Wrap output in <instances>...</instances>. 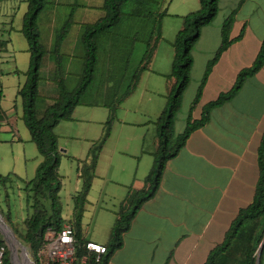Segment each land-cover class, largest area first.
<instances>
[{"label":"crops","instance_id":"obj_1","mask_svg":"<svg viewBox=\"0 0 264 264\" xmlns=\"http://www.w3.org/2000/svg\"><path fill=\"white\" fill-rule=\"evenodd\" d=\"M24 2L25 0H7L10 9L4 16L5 19L9 18L11 21ZM101 2L102 0H98L94 5V8L99 9L100 12L94 20H89L86 15L87 10L90 13L91 8L89 5L84 6L83 0L79 4L71 0L65 2V6H72L71 14L69 13L71 17L69 29L72 31L70 34L67 32L59 46L66 90L74 87L67 88L66 74H73L76 84L80 70L83 50L79 37L83 26L92 23L101 15ZM16 3L15 11L13 7ZM54 4L52 3L48 15L50 19H46L44 45L41 43L37 25L39 42L47 50L51 48L55 34L54 21L57 7ZM125 4L128 8L122 11L120 20L113 27L118 24L124 26L125 22L132 21L136 22L133 24V29L139 32L135 33L130 45L127 43L124 45L119 39L115 40V33L111 30L113 27L96 36V60L92 80L81 94V96L86 94L87 99L83 102L79 100L72 110L71 118L59 121L53 128L60 152L57 169L63 159H68L74 162V172L80 180L76 170L77 161L85 158L87 148L82 146L71 148L68 142L74 137L72 133L68 134L70 124H78L77 121L80 120L74 117V112L85 109L90 114L94 109L92 106L105 110L109 105L116 104L117 110L124 111L128 107L127 113L137 116L135 121H122L121 117L117 119V123L127 127L111 128V131H114L111 133L109 130L97 153L88 193L95 179L101 180L99 191L105 182L107 187L110 186V191L105 190L102 193L108 198L110 207L105 206L103 208L105 214L100 215L101 219H98V224L105 226L106 237L103 243L93 239L85 241H93L101 245L106 244L115 217L114 202H120L128 189L141 188L143 178L152 164L154 120L162 108V102L164 104L165 101L166 75L172 57V48H168L169 44H161L164 38L163 17L160 22V37L147 68L141 72L132 91L124 97L121 96L141 58L156 13L165 10V15L167 13V18H170L167 20H172L167 21L166 26L172 24L171 31L175 34L180 25V16L198 8L197 0H128ZM75 6L79 7L77 11L73 10ZM232 11L233 21L228 38L234 39L243 29L241 37L232 41L220 54L205 79L198 102L191 108L205 65L212 59L220 45L222 23ZM3 24L8 30L11 29L10 25ZM263 35L264 0H217L215 17L209 24L200 28L191 48L189 82L182 92L180 106L173 120L174 135L183 131L188 116L193 120L198 119L203 105L231 87L237 72L241 68L248 67L253 61ZM167 39L171 40L172 35ZM99 40H103L101 54H99ZM0 41L3 42L0 46L1 50L7 46L11 47L9 36L8 39L0 38ZM19 53L23 54L18 56L23 68L15 66L4 74L11 75L14 79L10 86L4 85L1 80L4 72L0 70V101L5 97V88H11L9 93L14 95L13 102L9 106L2 108L0 105V133L3 136H9L6 133L15 128L17 113L20 112V104L15 93L23 83L28 67L27 43L18 49L17 55ZM100 58L102 63L97 65ZM39 76L37 101L41 98L40 105L44 108L57 94L53 60L50 55L43 58ZM94 78L97 79V84H94ZM129 100L131 105L126 103ZM97 102L100 104H96ZM143 118L145 123L142 122ZM61 124L66 126L62 127L64 131L60 128ZM59 128L60 132H58ZM263 129L264 62L254 75L245 79L230 100L209 111L208 120L201 127L193 130L176 155L165 162L157 189L153 196L143 202L136 211L128 230L122 234L121 246L113 251L107 264H203L207 253L221 242L238 210L252 200L258 175L257 148ZM87 130L88 128L85 127L80 128V131L84 132L83 141L87 140L85 138ZM92 133L95 134L93 136L95 139L100 130L94 129ZM122 133L124 139L120 140L119 136ZM147 134H149V144L145 143ZM39 161L40 158L35 167ZM2 166L4 165L0 163V167ZM4 172L9 171L2 170L0 175ZM108 212L113 217L108 219L106 217ZM73 215L70 210L64 221L69 224L68 222L74 218ZM7 222L9 225L12 223L10 219ZM2 230L6 234L9 233L5 225ZM257 264H264V247L259 254Z\"/></svg>","mask_w":264,"mask_h":264},{"label":"trees","instance_id":"obj_2","mask_svg":"<svg viewBox=\"0 0 264 264\" xmlns=\"http://www.w3.org/2000/svg\"><path fill=\"white\" fill-rule=\"evenodd\" d=\"M128 0H102L100 5L101 15L92 23L85 24L79 40L83 50L81 65L77 81L71 90H66L63 82L61 68V54L59 46L67 34L71 18L62 23L59 30L55 32L50 49H45L39 42L36 19L43 9L47 0H25L26 9L21 18L20 32L28 47V67L25 71V79L15 93L20 104V119L26 128L29 140L34 144L37 155L40 158L35 167L32 178L31 212L23 220L22 229L11 228L12 232L23 241L33 257L42 234L47 226L58 229L64 222L61 216V206L58 200L60 181L57 174L60 152L57 147L56 136L53 128L59 121L69 120L73 108L79 103L81 94L85 91L92 80L96 60V36L113 27L122 16V7ZM198 8L180 16V25L175 32L170 45L172 57L169 71L166 75L167 93L164 104L154 120L155 125V149L152 154V164L143 178V186L138 189H128L124 198L120 201L111 224L108 239L104 246V252L96 255L87 252L84 248L85 240L80 234L79 219L74 217L68 223L73 229L74 257L78 259L86 255L85 264H107L110 255L119 248L122 243V234L128 230L130 221L141 204L150 199L157 189L158 182L165 162L174 157L179 148L184 144L188 135L196 128L201 127L209 116V111L230 100L239 90L246 78L254 75L264 62V35L261 39L259 49L248 67L241 68L234 79L231 87L217 95L214 100L202 106L198 119L193 120L188 116L183 131L173 134V120L180 106L181 95L189 82V70L191 66V48L196 41L202 26L209 24L217 12V0H197ZM232 11L221 26L220 45L214 52L204 68L203 74L191 102V108L198 102L201 88L205 79L217 61L220 54L232 41L241 37L240 30L237 37L232 40L228 38V32L233 21ZM165 15V10H159L152 21L151 31L141 58L134 69L129 84L121 97L128 95L135 87L142 71L147 68L154 48L160 37V22ZM3 42L0 41V46ZM50 55L54 66V81L57 88L56 97L47 104L40 115L36 113L37 84L39 81V70L43 58ZM1 96V93H0ZM112 107L116 104L111 105ZM108 124L98 143L87 151L83 160L77 161V173L81 179V190L78 197L87 193L97 153L108 135ZM257 180L254 186L252 200L245 207L238 210L230 222L220 243L215 245L206 255L203 264H255L257 246L264 235V129L262 130L257 148ZM7 175H0V183L4 184ZM0 213L9 221V211ZM0 245H4L0 238ZM264 244L262 246V249ZM8 263V252L5 249L2 255V263ZM258 263V262H257ZM73 264H80L75 261Z\"/></svg>","mask_w":264,"mask_h":264},{"label":"rangeland","instance_id":"obj_3","mask_svg":"<svg viewBox=\"0 0 264 264\" xmlns=\"http://www.w3.org/2000/svg\"><path fill=\"white\" fill-rule=\"evenodd\" d=\"M67 0H47L45 3L43 9L41 10L38 18H37V25L39 26V32L41 35V43L44 45V32L46 33L45 24L46 19L48 18V15H50V10L52 3L57 4V8H55V21H54V30L57 32L62 25V23L67 19L68 16H70V12L72 11V6H65V2ZM75 1L76 4L81 3L82 0H71ZM84 6H90L91 10L90 13L87 10L86 14L89 18V20H94L100 14L99 9H95L94 5L98 2V0H83ZM167 1V0H166ZM152 3V1H150ZM10 3V2H9ZM7 3V0H0V38L1 39H10L11 47L7 46L5 48L0 49V70L4 73H2L1 80L3 81L5 86H10L11 83L14 82V79L11 75H4L5 71L14 69L15 66H18L20 68H23L21 65V60L18 58V56H22L23 54L18 53V49L22 48L24 44H26V41L24 37L22 36L19 28L21 26V17L22 13L25 9V2L21 3L18 11L17 10V3L13 7V9L16 11L15 15L13 16V19L10 21L5 19L4 16L7 15L8 10L10 9V4ZM128 5L125 4L122 8V11L127 9ZM130 6V4H129ZM79 7L75 6L73 7V10H78ZM23 9V10H22ZM75 14H77V12ZM70 13V14H69ZM69 14V15H68ZM74 16V15H73ZM77 17V16H75ZM168 15L166 13L165 16H163L162 21V27H163V35L164 38L161 42L162 45H168V48L170 49V42L171 40L167 39L168 37L172 35V38L174 36L173 31H171L172 24L169 25V27L166 26L167 20L170 18H167ZM71 18V17H70ZM10 22V24H8ZM10 25L11 29L8 30L7 27H4V24ZM136 22H125L124 26L117 25L116 27L111 28L112 32L115 33V40L119 39L123 41L124 45H130L131 39L135 35L136 32H139L137 29H133V24ZM126 25H129L128 27ZM178 28V26H177ZM71 29H69V34L71 33ZM74 33V32H72ZM55 35V34H54ZM120 38H118V37ZM67 37V36H66ZM54 39V36H53ZM170 41V42H169ZM103 40H99V54H101L102 48H103ZM15 59V60H14ZM100 62L97 65H100L101 58L99 59ZM104 62V61H103ZM26 64V63H25ZM22 66V67H21ZM96 72V71H95ZM66 85L68 89H71L75 84V77L73 74H66ZM94 84H97V79L94 78ZM91 85L89 86V88ZM11 88H5V97L0 101V105L2 108L9 106L13 102L14 95L9 91ZM12 94V95H11ZM86 94H83L80 97V101H84L87 98H85ZM98 100V98L96 99ZM131 105V101L128 102ZM41 98L37 101L36 104V113L37 115H40L39 112L43 110L41 107ZM100 104V103H96ZM163 106V102L162 105ZM160 106V108H161ZM94 109L90 111V114L87 113V110L83 109V111L79 112L76 110L74 112V117L76 119L82 120V123H80V120L77 121L79 124H70L68 128V134H73V139H71L69 144H71V148L75 147H83L87 148V151L89 149H92L93 146H95L100 137L103 135L106 121H109L108 124V132L111 131V128L113 129L115 126L117 128L121 127H127L120 125L117 119L121 117L122 121L137 120V116L131 115V113H127L126 110L121 111L117 110L116 106L112 107L109 105L105 110H101L102 108L97 106H92ZM42 108V109H41ZM143 123H145V119L143 118ZM15 128L12 129V131H9V136L1 135L0 133V163L4 166L0 167V171L2 170H8L9 172H4L1 175H7L8 179L5 180L4 184L0 183V209L5 214L6 209L9 211V219L12 222L11 225L7 222L5 217L0 213V238L3 240L5 249L8 252V263L7 264H30V253L28 251V248L26 244L21 241L19 238L16 237V235L12 232L11 228H15L17 230L22 229V223L23 220L26 218L27 214L31 212V194H32V178L34 175L35 165L39 160V157L37 156V152L35 149L34 144L29 140L28 132L26 128L24 127L22 120L20 119V112L17 113V119L15 120ZM63 125L61 124L60 128L64 131ZM66 127V126H65ZM81 127H85L87 130V133L85 134L86 141H83L84 138V132L80 131ZM60 128L58 132H60ZM149 128V127H148ZM79 129V130H77ZM100 130V133H98L97 138L93 139V136L95 134L92 133V131ZM14 130V131H13ZM82 130V129H81ZM91 130V131H90ZM114 131V130H112ZM111 131V133H112ZM126 134V132H124ZM152 140L155 138V130L152 132ZM122 135L119 136V139L122 140ZM11 138V139H10ZM92 139V140H91ZM145 143L149 144V134L145 137ZM154 145V144H153ZM155 149V145H154ZM83 156L81 157V159ZM74 162L63 159L61 161L60 167L57 169L58 178L60 181V189L58 191V200L59 204L61 206V216L64 218L69 215L70 210L73 212V216L79 219V225H80V234L81 237L84 240L93 239L99 243H103L106 237L105 234V226L98 224V219L100 218V215H104L105 211L103 208L110 207L108 198L103 196V191L109 190L110 186L107 187V182H105L101 190L99 191V187L102 184L101 180L95 179L93 180L92 189L90 192L78 197V192L81 190V179H77L75 172H74ZM91 181V180H90ZM107 187V188H106ZM121 198V197H120ZM120 203V202H118ZM117 202H114L113 210L117 211L118 204ZM68 214V215H67ZM110 212L106 213V217L111 218L113 217L112 214L110 216ZM101 219V218H100ZM7 227V229L11 232L10 234H6L2 227ZM66 222L64 221L63 224ZM109 226V224H108ZM24 247V250L21 248L20 245Z\"/></svg>","mask_w":264,"mask_h":264},{"label":"built area","instance_id":"obj_4","mask_svg":"<svg viewBox=\"0 0 264 264\" xmlns=\"http://www.w3.org/2000/svg\"><path fill=\"white\" fill-rule=\"evenodd\" d=\"M74 236L70 224H62L58 229L51 226L45 227L41 243L37 247L33 257L30 256V264H73L77 261L80 264L86 263V255L78 259L74 257ZM84 248L87 252L96 255L102 254L104 246L93 241H85ZM5 245H0V264Z\"/></svg>","mask_w":264,"mask_h":264},{"label":"water","instance_id":"obj_5","mask_svg":"<svg viewBox=\"0 0 264 264\" xmlns=\"http://www.w3.org/2000/svg\"><path fill=\"white\" fill-rule=\"evenodd\" d=\"M0 220H1V217H0ZM3 224V223H2ZM8 230V229H7ZM9 231V230H8ZM11 232L9 231V234H10ZM263 244H264V235H263V237H262V239L260 240V242H259V244H258V246H257V254H256V263L255 264H257V262H258V258H259V254H260V252H261V250H262V246H263ZM21 248L24 250V247L23 246H21ZM25 251V250H24Z\"/></svg>","mask_w":264,"mask_h":264}]
</instances>
